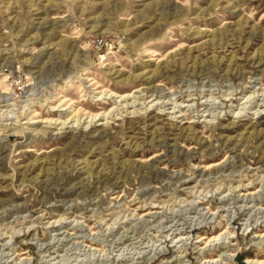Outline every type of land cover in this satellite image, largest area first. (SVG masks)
I'll return each mask as SVG.
<instances>
[{"label":"rangeland","instance_id":"obj_1","mask_svg":"<svg viewBox=\"0 0 264 264\" xmlns=\"http://www.w3.org/2000/svg\"><path fill=\"white\" fill-rule=\"evenodd\" d=\"M0 210V264L264 260V0H0Z\"/></svg>","mask_w":264,"mask_h":264},{"label":"bare ground","instance_id":"obj_2","mask_svg":"<svg viewBox=\"0 0 264 264\" xmlns=\"http://www.w3.org/2000/svg\"><path fill=\"white\" fill-rule=\"evenodd\" d=\"M90 79V78H89ZM139 90V89H138ZM4 92V91H3ZM3 92H1V94L3 93ZM226 166V165H225ZM149 170V169H148ZM152 171V170H151ZM154 172H156L157 174L159 173L158 171H154ZM150 174V173H149ZM151 174H152V172H151ZM87 186V185H86ZM87 189V188H86ZM1 207H2V205H1ZM3 209V208H2ZM1 212H2V210H0ZM5 211V210H4ZM3 211V212H4ZM7 212V211H6ZM4 215H6V214H4ZM3 215H1V217H2ZM251 262H253V264H262V263H264V260H260V261H258V259H254V260H252Z\"/></svg>","mask_w":264,"mask_h":264}]
</instances>
